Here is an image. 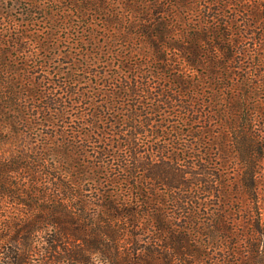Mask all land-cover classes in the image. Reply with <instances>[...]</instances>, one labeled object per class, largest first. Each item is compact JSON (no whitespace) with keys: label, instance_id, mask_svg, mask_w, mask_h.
<instances>
[{"label":"trees","instance_id":"trees-1","mask_svg":"<svg viewBox=\"0 0 264 264\" xmlns=\"http://www.w3.org/2000/svg\"><path fill=\"white\" fill-rule=\"evenodd\" d=\"M0 264H264V0H0Z\"/></svg>","mask_w":264,"mask_h":264}]
</instances>
